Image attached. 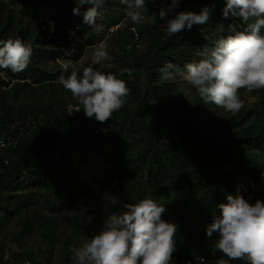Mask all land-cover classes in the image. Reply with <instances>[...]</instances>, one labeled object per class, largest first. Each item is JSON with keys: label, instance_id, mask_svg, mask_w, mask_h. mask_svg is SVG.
<instances>
[{"label": "trees", "instance_id": "obj_1", "mask_svg": "<svg viewBox=\"0 0 264 264\" xmlns=\"http://www.w3.org/2000/svg\"><path fill=\"white\" fill-rule=\"evenodd\" d=\"M6 1L18 5L27 23L23 27L21 19L15 20L8 13L6 24L0 26V40L21 39L31 45L33 56L24 72L0 69L3 74L0 75V127L33 120L34 128L30 136L21 138L14 148L0 152L1 161L4 159L0 163V210L12 214L14 197L9 189L21 185L24 176L39 180L56 195L67 191L70 194L67 173L71 171L81 176L78 165L87 160L80 156L79 149L91 156V161L93 157L102 159L105 184L112 180L127 184L140 179L154 196L179 200L187 206L207 199L218 187L224 190L228 187L227 179L233 181L262 174L264 160L260 166L258 162L264 158V89L254 91L257 104L253 113L242 108L235 115L229 113L223 124L213 127L205 122L199 109L188 107L175 94L163 103L157 100L167 92L166 84L159 78L160 68L170 62L179 72L186 64L201 59L203 46L211 47L217 39L230 34L227 31L230 20L222 19L225 0H181L178 11L199 12L202 7L215 5L214 12L206 24L194 25L191 30L171 37L157 18L135 31L130 24L116 30L111 36L116 46L115 65L99 71L118 73L123 68L131 69V76L118 77L126 81L130 93L127 103L104 124L88 119L78 103L74 104L81 107L82 115L68 116L60 94L55 91H49L45 98L38 95L45 89L44 85L53 84L59 77L54 67L48 70L45 67L69 50L68 31L78 37L90 35L82 15L72 13L79 0ZM153 1L160 7H167L171 2ZM5 4V0L0 1V10L6 8ZM159 10L147 7L145 11L158 16ZM105 11L104 5L99 14ZM46 17L54 22V30L47 31L43 27L33 33L30 21L34 23ZM261 33L264 34V29ZM82 69H77L80 74ZM250 116L251 122L246 124ZM102 128L108 131H100ZM214 168H218V187ZM74 186L78 192L85 190L82 182ZM21 206L15 212L27 204ZM62 208L63 204L54 212ZM187 234L190 235V229L178 225L172 261L194 255L213 260L223 257L221 252L213 254L211 249L191 248Z\"/></svg>", "mask_w": 264, "mask_h": 264}, {"label": "clouds", "instance_id": "obj_2", "mask_svg": "<svg viewBox=\"0 0 264 264\" xmlns=\"http://www.w3.org/2000/svg\"><path fill=\"white\" fill-rule=\"evenodd\" d=\"M180 2L171 0L167 7L160 8L158 16L154 15L164 22L163 30L169 37L191 30L194 25L206 24L215 8L213 5L202 7L199 12L178 11ZM120 3L126 6L125 19L133 25L153 18L145 15L146 0H120ZM104 5L105 0H79L72 13L82 15L85 25L102 29L96 20ZM85 6L89 7L81 11ZM222 19L230 20L227 28L230 34L217 39L211 47L203 46L201 59L186 64L178 74L196 90L204 104H214L235 115L244 107L241 89L249 93L264 89V34L261 33L264 0H225ZM50 30H54V25ZM91 47L93 65L110 59L103 41ZM65 53L70 52L65 50ZM32 56L31 45L21 39L0 40V69L24 72ZM158 71L161 80H171L177 74V66L169 62ZM63 72L70 74L62 73L57 83L78 101L88 119L104 124L127 103L130 89L118 77L131 76L129 68L105 73L88 66L80 74L69 62ZM80 111L81 107H77L76 112ZM100 131L106 133L108 129ZM123 208L121 214H112L103 221L98 234L82 246L70 249L75 264H170L176 251L178 225L162 219L166 208L150 198L126 203ZM216 208L218 214L205 227L208 239L214 234L218 237L211 245L212 253L223 254L214 264L231 261L264 264V200L250 203L238 191L236 195H227L226 202L218 203Z\"/></svg>", "mask_w": 264, "mask_h": 264}, {"label": "rangeland", "instance_id": "obj_3", "mask_svg": "<svg viewBox=\"0 0 264 264\" xmlns=\"http://www.w3.org/2000/svg\"><path fill=\"white\" fill-rule=\"evenodd\" d=\"M5 3L6 8L0 10V26L6 24L5 17L9 13L15 20L21 19L24 27L27 19L19 13L18 5L10 4L6 0ZM105 9L106 11L100 13L96 20V24L102 26V29L88 26L90 35L81 37L70 31L68 33L69 50H67L70 53H64L56 58L54 63H48L45 67L46 70L49 67H54L57 71L56 74L60 76L63 73L67 76L70 72L64 73L63 68L69 62L76 69L88 66L97 70L113 68L115 65L113 54L116 46L114 38L107 35L109 29L122 23L130 24L132 29L137 30L140 25L151 24L155 19L154 15H156L155 12L145 11L146 17L153 18L140 25H133L130 20L125 19L126 6L122 5L120 0H105ZM50 21L47 17L34 23L30 21L29 27L35 34L43 27H46L47 31H51V25L55 27V24L53 21V24H50ZM159 23L162 25L164 22L159 21ZM46 24L47 26H45ZM101 41L107 45L110 59L100 65H93L91 61L94 49L91 45ZM138 46L140 49L142 42ZM0 75H3L1 71ZM162 81L166 84L167 92L157 99L159 103H163L171 94H175V97H179L182 103L188 107L199 109L205 122L212 127L225 122L229 113L214 104H204L196 90L187 84L178 72L174 79ZM44 87L45 89L38 95L45 98L49 91L59 93L64 102V110L67 105L78 103L71 94H67V91L57 83V80L48 86L44 85ZM240 98L244 103L243 109L253 113L257 104L256 93L254 91L249 93L241 89ZM250 122L251 116L246 124ZM70 153L74 155L75 151ZM78 153L87 160H85L86 163L80 164L81 166L78 165V169L82 171L83 175H75L68 171L66 181L71 189L70 194H67V191L63 195H56L50 187H45L42 182H38L39 180L29 179L25 176L22 178L21 185L15 189H9L14 197L10 208L13 212L8 214L9 211L0 210V264H75L71 248L82 246L91 236L98 234L103 221L112 214H121L124 211V204L136 203L145 198L153 199L157 204L166 208L162 219L190 229V235L187 234V236L191 248L197 246L199 250H210L211 245L218 237L214 234L212 239H208L205 227L211 222L213 215L218 214L216 208L218 203L226 202L227 195H236L238 191L250 203H254L257 199L264 200V175L261 177L254 174L246 176L244 179L234 178L233 181L227 179L228 187L223 190L218 187L220 185L219 177L216 175L218 168H214L213 176L218 188L207 199L197 200L187 206L179 200L154 196L151 191L143 187L140 179L127 184L119 183L116 180L105 184L102 173L105 166L102 159L93 157V161H91V156L86 154L83 149H79ZM263 160L264 158L258 162L259 166ZM3 161L4 159L2 161L0 159V163ZM90 165L93 166L90 167ZM94 175H96L98 183L94 181ZM76 182H82L85 190L78 192L74 186ZM24 203L27 206L15 212V209ZM61 204H63L62 210L58 213L54 212V209ZM215 261L205 259V264H214ZM230 264L235 263L231 261Z\"/></svg>", "mask_w": 264, "mask_h": 264}, {"label": "built area", "instance_id": "obj_4", "mask_svg": "<svg viewBox=\"0 0 264 264\" xmlns=\"http://www.w3.org/2000/svg\"><path fill=\"white\" fill-rule=\"evenodd\" d=\"M146 7H152L154 9H160L161 7L156 4L153 0H146ZM50 24H53L50 22ZM122 26V27H121ZM125 24L118 23L109 29L108 36H112L117 29L125 27ZM70 31H68L69 33ZM133 38H136V33L133 32ZM77 105H67L64 110L68 116H81L82 114L76 112ZM34 128L33 120H25L23 122H15L12 125L0 127V152L14 148L18 141L23 137H28L32 133ZM259 176H263L259 173ZM235 264H244L242 261H233ZM170 264H205V258L199 255L193 257H183L179 260L172 261Z\"/></svg>", "mask_w": 264, "mask_h": 264}]
</instances>
